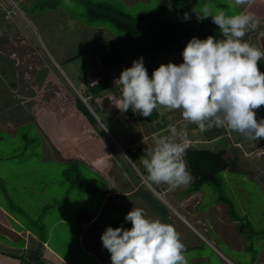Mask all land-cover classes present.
<instances>
[{"label": "rangeland", "instance_id": "obj_1", "mask_svg": "<svg viewBox=\"0 0 264 264\" xmlns=\"http://www.w3.org/2000/svg\"><path fill=\"white\" fill-rule=\"evenodd\" d=\"M79 1L82 0H0V132L10 134L0 140V264H22L9 252L35 257L39 247L43 264H91L88 253L96 257L102 254L99 251L106 252L100 237L107 227L116 228V221L132 227L124 218L134 207L142 208L150 219L156 216L173 225L176 231L184 228L191 232L180 225L170 208L171 204L177 207V200L182 198L187 199L182 212L188 219L197 221L190 217L195 211L205 219L200 223L207 230L201 233L204 237L211 236L216 247L238 262L261 264L256 261L264 255V139L249 140L226 126L219 128L218 137L208 138L205 131L186 122L180 110L158 108V118L152 124L140 122L136 116L128 119L120 109L119 114L110 111L120 107L118 89L112 87L95 96L91 107L96 116L86 117V107L71 85L88 95L87 89L94 81L91 83L87 77L96 79L99 74L101 47L119 33L109 24L89 21L87 7ZM160 1L117 0L131 13L154 7ZM180 1H189L193 9L209 3L229 15L259 4L252 0L253 5L239 8L231 6L233 0ZM252 34L244 39L247 41ZM156 57L169 63L162 53ZM258 67L264 73V62L260 61ZM126 68L106 69L104 73L110 77L113 74L117 80ZM13 81L16 85H10ZM105 96L113 107L105 102ZM101 101L108 106L100 108ZM254 111L258 121L264 118V106ZM165 124L186 130V148H224L225 158L237 160L236 169L222 173L219 184L206 183L200 191L186 194L183 190L191 186L193 178L185 161L191 177L187 185L172 189L149 182L165 198L167 203L164 202L144 182L141 162L133 165L125 150L139 137L133 150L144 155L145 149L154 147L160 137L171 135L169 127L162 132ZM78 171L84 176V185L71 187L67 176ZM138 185L139 190L129 197L117 192L107 196L111 190L123 191L124 187ZM72 201L84 207L82 211L94 213L80 225L79 244L87 255L79 246H73L78 244V233H67L70 229L63 223L64 219L76 218L73 211L68 216ZM15 206L22 207L27 215L19 214ZM45 211L43 222L49 228V241L41 246L32 234L36 224L31 218L39 220ZM82 211L76 212L82 215ZM68 244L73 252L69 256L62 253ZM201 244L203 251H215L207 243Z\"/></svg>", "mask_w": 264, "mask_h": 264}, {"label": "clouds", "instance_id": "obj_2", "mask_svg": "<svg viewBox=\"0 0 264 264\" xmlns=\"http://www.w3.org/2000/svg\"><path fill=\"white\" fill-rule=\"evenodd\" d=\"M251 3L252 0H233L231 6L244 8ZM193 11L198 22L211 17L221 38L208 36L201 40L193 37L181 53L183 63L165 64L161 60L162 64L153 71L151 78L143 57L133 60L131 67L122 70L115 81L121 93L111 84L119 92L120 107H113L107 96L105 102L112 105V112L119 114L118 109L123 113L131 109L145 118L158 108L180 110L182 118L201 131L213 127L223 130L226 126L249 140L264 139V118L258 121L254 111L264 106V73L258 67L264 60V49L244 39L260 29L264 21L251 11L229 15L215 10L209 3ZM184 17L190 19L188 13H184ZM259 36L264 37V31H260ZM106 69L111 68H98L96 79L88 75L94 84L87 89V96L71 85L93 117L96 115L91 104L99 95L91 88L99 78L109 76L106 71L104 73ZM81 96L92 99L86 105ZM105 102L101 101L100 108L108 106ZM169 128L171 135L160 137L154 147L146 148L140 157L148 181L143 180L150 189V183L166 184L175 189L187 185L191 179L184 160L187 132L171 125ZM111 191L107 196L113 194ZM154 192L165 202L158 191ZM124 219L132 224L130 229L123 225L109 226L100 237L103 247L110 253L111 264H187L185 245L173 225L150 219L142 208L135 207Z\"/></svg>", "mask_w": 264, "mask_h": 264}, {"label": "trees", "instance_id": "obj_3", "mask_svg": "<svg viewBox=\"0 0 264 264\" xmlns=\"http://www.w3.org/2000/svg\"><path fill=\"white\" fill-rule=\"evenodd\" d=\"M79 3L87 7L86 13L89 21L97 23L98 25L109 24L119 33L117 37L106 42L101 47L102 53L98 57V63L103 68H120L121 66H127L128 68L131 67L133 60L143 57L144 65L147 62L152 64V67L148 70L149 78H151L153 71L162 64L161 59L156 57L157 54L162 53L164 58L170 60L169 62L179 65L183 63L181 53L193 37L201 40L206 39L208 36H214L217 39L221 38L219 28L212 22L211 17L203 21H197L196 13L193 11V5L189 1L162 0L154 7L134 13L126 11L117 0H98L97 2L82 0ZM184 13H188L190 19H185ZM0 16L2 17V13H0ZM110 81L109 76L99 78L97 84L91 88V91L100 95L103 89L112 87ZM13 82L10 85H16L15 81ZM124 113L129 117L136 116L140 122L149 124H152L158 118L155 110L147 118L141 116L139 113H134L131 109ZM88 115L91 116V113L85 108V116L87 117ZM161 127L164 129L166 125H162ZM219 131H221L219 128L213 127L203 132L208 138H216L220 135ZM9 135L7 132H0V140H3L5 137H10ZM138 138L130 143L129 149L125 150V153L133 164H140L141 162L140 153L137 150H133V147L138 144ZM226 153L224 148L213 151L208 148H199L195 145L185 149L184 160L187 162L193 178L191 186L187 190L188 193L200 191L206 183L219 184V176L222 173H225L228 169H236L237 160L225 158ZM70 162L74 163L76 161L71 160ZM142 175L146 178L147 173L145 169ZM67 177L71 180V187L78 188L84 185V176L79 171L69 172ZM78 190L80 191L81 188ZM113 199L111 202L114 201ZM47 207L45 206V208ZM15 208L18 213L20 211V213L27 215L22 207L15 206ZM82 210H84V207H80L79 204L76 205L73 201L70 202L68 216H71L73 211L76 218L64 219L65 221L63 223L70 229L67 233H78V244H73V246H79L83 253L86 254L87 252H85L82 244H79V238L82 232L80 225L86 220H90L94 213H86V210ZM76 211H82L83 214H78ZM46 212L39 217V220H32L33 218H31L32 224H36V231L35 233L32 232V234L37 237L36 241L41 246L49 241V228L43 222ZM113 225L120 227L123 224L116 221ZM123 227L127 229L131 228L129 224L126 226L123 225ZM28 231L31 230L28 229ZM33 239H35L34 236ZM69 248L70 244L66 246V249H62V253L65 255L68 254V256L72 255V249ZM41 249V247L37 249L39 254L35 257L29 254L23 257L19 254H12L11 252H9V255L19 258L22 264H43L40 261ZM105 251V254L110 259V253L107 250ZM58 254L62 256L61 253ZM88 254L86 255L91 264H99V260L94 255H91V253ZM65 261L71 263L67 259ZM71 264H77V262ZM78 264L80 263L78 262Z\"/></svg>", "mask_w": 264, "mask_h": 264}, {"label": "crops", "instance_id": "obj_4", "mask_svg": "<svg viewBox=\"0 0 264 264\" xmlns=\"http://www.w3.org/2000/svg\"><path fill=\"white\" fill-rule=\"evenodd\" d=\"M258 1H259V4L248 8V11L253 12L262 21H264V0H258ZM250 5H253V3ZM260 31H264V24L261 25L260 29H258L257 31H254L252 34V37H250V38H252L254 44L258 45L257 47L264 49V37L259 36ZM250 38L247 37L248 42H249ZM261 61L264 62V60H261ZM87 121H88V119L86 118L85 123H87ZM168 127L169 126L166 125V127L162 130V132H164V130H166V129H169ZM84 129H87V127L85 126ZM84 129L82 127V130H84ZM82 134H85L84 131ZM72 138H74V137H71V140H72ZM192 181H193V179H192ZM129 183L131 184L132 182L129 181ZM138 190H139V185H138V187H133V188H131L130 186H127V187H124L123 191L112 190L111 193L117 192V195H119V196L122 194L126 197H129L130 195L135 194V192H137ZM187 190H183V191H185V193L187 194ZM155 191H157V190H155ZM164 200H165V198H164ZM186 200L187 199H184V198H182V200H177V203H178V204H176L177 207H175L174 205L171 204L170 208L176 214V216L180 222V225L182 227L185 226L186 228H188L191 231V232H187L184 228L178 229V231H177V232H181V234H179L180 240L184 244H187V247H185L186 250L184 253V255L186 256V259H187V264H230L229 262H232L233 264H245V263H242L240 261L238 262L237 260L229 257L222 250H220L218 247H216L214 245L210 235H209L210 236V239H209L207 236L204 237V235L201 234V233L206 234V232H207L206 228H203L202 224H200L205 219L200 216V213L198 211L192 212L191 216H190L191 218L195 217L197 219V221H192V220L188 219V216L182 212V211H184V209H186V208L183 209V207H185ZM165 202L167 203V201H165ZM120 206H123V205L121 204ZM188 210H190V209H188ZM202 215L205 216V214H202ZM153 219H157V217L153 216ZM215 234L217 235V231L215 232ZM222 237L218 236V238H222ZM203 242L207 243V245L215 251L212 254L203 251L204 248L202 247V244H201ZM225 242H227V241L225 240ZM226 245L232 249H235V250L238 249V247H236L233 244H226ZM242 246L243 245H241L240 248H243ZM99 252L102 253L100 256L96 255V258L99 260V264H110L111 260L107 257V255L104 252H101V251H99ZM213 254H214L215 258L212 256ZM211 259H214V261ZM256 262L264 264V255L262 254L260 256L259 260Z\"/></svg>", "mask_w": 264, "mask_h": 264}, {"label": "built area", "instance_id": "obj_5", "mask_svg": "<svg viewBox=\"0 0 264 264\" xmlns=\"http://www.w3.org/2000/svg\"><path fill=\"white\" fill-rule=\"evenodd\" d=\"M144 66L146 67L147 72H148V69L152 67V64H151L150 62H147ZM112 77H113V79H114V75H112L111 78H112ZM111 78H110V79H111ZM115 79H116V78H115ZM115 79H114V81L111 79V84H112L113 86L117 87V88H118V91L120 92L119 85L115 82V81H116ZM120 93H121V92H120ZM81 99L83 100V102H84L86 105H88L92 98H91V97L83 98V97L81 96Z\"/></svg>", "mask_w": 264, "mask_h": 264}]
</instances>
